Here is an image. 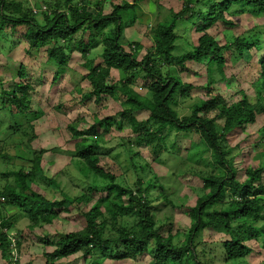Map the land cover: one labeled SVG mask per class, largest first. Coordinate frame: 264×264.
Masks as SVG:
<instances>
[{"label":"trees","instance_id":"trees-1","mask_svg":"<svg viewBox=\"0 0 264 264\" xmlns=\"http://www.w3.org/2000/svg\"><path fill=\"white\" fill-rule=\"evenodd\" d=\"M140 1L132 4L112 2L111 12L106 14L102 1L46 3L49 8L41 11L37 5L38 10L24 7L14 0H0V31L24 26L23 37L30 50L47 48L50 60L57 68L54 82L64 73L72 54L77 52L87 68L86 78L91 88L85 98H95L96 104L105 97L115 98L122 106L115 116L96 120L86 129L69 126L72 139L77 141L74 143V158L79 176L90 185L87 187L88 194L70 196L60 190V184L53 179L55 189L61 192L60 199L48 200L33 188L37 178L44 173L42 156L46 151H39L34 156L28 171L22 169L14 173L15 186H2L0 179V197L4 199V202L0 201V207L7 214L18 210L11 213V217H0V257L9 264H13L15 247L9 233L14 230V220L18 215L19 219L28 220L32 229L51 225L58 216L56 210L66 211L69 207L77 209L82 230L61 236L53 252L46 255V264H56L77 254L84 259L91 258L98 250L103 253L101 257L106 255L113 260L137 259L150 253L154 264H199L193 244L205 230L228 236L223 247L224 260L230 262L248 257L252 250L247 243L264 236V162L258 167L248 168L246 178L241 182L237 178L232 149L228 147V138L232 134L253 125L257 116L264 114V100L254 104L243 97L239 102L228 104L220 94H209L214 84L226 81V60L232 63L242 59L250 61L253 50L258 53L263 51V33H245L229 38L225 35L224 45L218 42L216 36L234 28L232 17L264 14V0H183L180 11L170 13L163 20L158 18L151 29L152 45L143 56L142 45L133 43L125 47L124 37L129 26L128 15L131 11L135 13ZM38 16L41 21L36 19ZM182 31H193L200 37L196 45H190L189 50L175 54ZM78 34L81 35L77 38ZM98 42L102 44V53L101 62L97 64L90 56ZM189 63L203 65L207 69L208 94L190 108L189 115L180 117L174 106L179 100L189 98L194 88L183 84L180 79V74L189 71ZM256 63L258 65L254 68L258 77L254 87L257 95H261L260 91L264 90V56ZM113 71L118 72L120 80L112 83ZM26 77V69L22 68L19 82L1 95L3 107L12 108L13 117L16 112L24 114L30 107L27 98L29 85L22 81ZM140 77L144 78V87L150 98L141 97L132 88V81ZM144 112L148 113L147 118L137 120L135 114ZM212 114L215 116L210 118ZM217 120H221L222 124H218ZM124 124L130 127L133 135L128 146L150 147L157 156L155 160L162 159L166 154L175 155L177 142L166 145L173 131L183 132L184 136L193 133L203 141L204 152L210 158L205 159V164L212 170L203 175L199 173L204 194L187 212L192 225L184 244H175L172 235L164 236L156 225L153 205L159 201L161 194L154 199L150 194L156 189L164 194V187L157 185L155 174H152L154 179L140 178L131 187L120 184L115 173L106 168L102 157L106 153L97 144L100 129L103 125L104 130L115 125L122 130ZM132 167L135 169V165ZM227 197V207L216 208ZM164 200L171 204L167 196ZM126 216H132V225H122L121 218ZM260 224L263 225L258 227ZM17 245L20 246L19 243Z\"/></svg>","mask_w":264,"mask_h":264},{"label":"rangeland","instance_id":"rangeland-1","mask_svg":"<svg viewBox=\"0 0 264 264\" xmlns=\"http://www.w3.org/2000/svg\"><path fill=\"white\" fill-rule=\"evenodd\" d=\"M14 1L21 2L24 7L35 9H37L35 7L37 5L41 7L42 11L46 7L49 8L46 3L60 2L64 4L65 0ZM91 1H102L104 12L108 14L112 10V2L121 4L122 1H125L132 4L136 0ZM182 8L183 0H141L134 10L135 13L131 11L132 13L128 15L129 26L124 33L125 47L139 43L143 47L141 50V56H143L147 48L152 45L151 29L154 28L158 18L163 20L170 13L178 12ZM232 18L235 22L234 28L216 36L222 45L226 42L225 35L229 38L230 36H242L245 33L264 34V14L257 16L244 14ZM36 19L41 21L42 18L38 16ZM24 28V26H19L15 30L6 28L0 31V144L2 146L0 148V155H2L0 158V179L2 186L6 184L15 186L16 176L14 173L22 169L25 172L28 171L32 166L29 162L32 163L34 156L39 151H46L42 156L44 173L37 178L35 185H32L33 188L46 196L48 200L60 199L61 192L59 189H55L56 187L52 183L53 179L60 184V190L70 196L88 194L87 187L90 185L79 176L74 158V143L77 141L72 139L69 126H76L83 130L96 120L115 116L122 108L121 102L115 98L105 97L101 103L96 104L95 98H85L91 88L86 78L87 68L83 65L80 54L77 52L72 54L64 73L57 82H54L57 68L50 60L47 48L30 50L23 37ZM219 28L221 27L219 26ZM80 35L78 34L77 38ZM199 37L200 35L193 31H182L175 54L189 50L190 45H196ZM101 53L102 44L98 42L94 45L90 58L98 64L101 62ZM250 55V61L242 59L232 63L226 60L224 74L226 81H218L214 84L209 94H220L228 104L239 102L243 100V97H247L254 104L262 102L264 90L260 91L261 95H257L254 83L258 76L254 66L258 65L255 62L264 56V47L262 52L258 53L253 50ZM22 68L26 69L27 77L22 81L29 85L27 98L30 107L24 114L16 112L13 117L10 112L13 109L3 107L1 95L3 91L11 89L14 83L19 82L18 76ZM188 69L189 71L180 74V79L183 84H190L194 88L190 91L189 98L179 100L174 106L180 117L189 115L190 108L199 100L205 99L204 95L208 94L206 87L209 78L205 66L189 63ZM143 79L140 77L133 80L132 88L141 97L150 98V94L144 87ZM119 80L118 72L113 71L111 82ZM147 116L148 113L145 112L135 114L137 120H145ZM214 116L215 114H212L210 118ZM217 122L222 124L221 120H217ZM103 126L100 129L97 144L102 148V152L106 153L102 156L106 168L115 173L120 184L131 187L140 178L154 179L152 174H155L157 185L160 184L164 187V194L160 192V189H156L150 194L152 199L157 194H161L159 201L153 205L156 225L164 236L172 235L175 244H184L192 225V219L189 218L187 212L204 194L199 173L203 175L212 170L208 164H205V159L209 160L210 158L209 154L204 152L203 141L193 133L184 136L183 132L173 131L166 145H170L174 141L177 142L175 155L171 151L172 154H166L162 159L155 160L157 156L152 153L150 147L128 146L133 135L127 124H124L122 130L117 129L115 125L104 130L105 125ZM122 143L123 146H121ZM228 145L232 149L231 156L234 157L237 178L243 182L248 168L258 167L264 162V114L258 115L253 125H248L242 131L232 134L228 138ZM132 165H135V169ZM157 185L156 187L159 188ZM103 193L105 196L106 193ZM227 194L226 196H228ZM164 196H167L171 204L165 202ZM0 201L4 202L1 197ZM221 201L224 205L221 203L216 208L227 207L228 197ZM0 210V217L6 218L11 217V213L18 212L14 209L7 214L2 207ZM56 212L58 216L51 225H40L32 229L30 228L31 223L26 219H19L18 215V218L14 220L15 228L9 233L15 244L12 254L13 264H46V255L53 252L55 244L61 239V236L82 230L76 208L69 207L66 211L57 209ZM130 217L132 216L121 218L122 225H132L133 219ZM262 225L260 224L258 227ZM228 239L226 234L212 230L200 233L193 244L197 250L199 264H264V236L247 243L252 250L248 257L226 262L223 242ZM106 247L109 249L108 245ZM98 251L101 253L100 250ZM99 252H96L91 258L85 259L81 254H77L62 259L56 264H154L150 253L137 259L113 260L106 255L101 257L103 253ZM0 264L9 263L0 257Z\"/></svg>","mask_w":264,"mask_h":264},{"label":"built area","instance_id":"built-area-1","mask_svg":"<svg viewBox=\"0 0 264 264\" xmlns=\"http://www.w3.org/2000/svg\"><path fill=\"white\" fill-rule=\"evenodd\" d=\"M45 9V8H44Z\"/></svg>","mask_w":264,"mask_h":264},{"label":"clouds","instance_id":"clouds-1","mask_svg":"<svg viewBox=\"0 0 264 264\" xmlns=\"http://www.w3.org/2000/svg\"><path fill=\"white\" fill-rule=\"evenodd\" d=\"M4 200V199H3Z\"/></svg>","mask_w":264,"mask_h":264}]
</instances>
